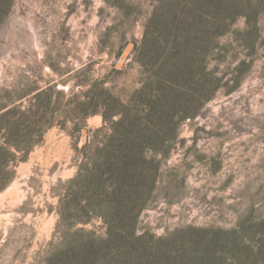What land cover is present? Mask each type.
Masks as SVG:
<instances>
[{
	"label": "rangeland",
	"instance_id": "374dc122",
	"mask_svg": "<svg viewBox=\"0 0 264 264\" xmlns=\"http://www.w3.org/2000/svg\"><path fill=\"white\" fill-rule=\"evenodd\" d=\"M163 1L0 0V109L48 83L81 99L97 79L131 99L150 74L137 59L145 31L166 30L148 25ZM243 1L248 12L223 28L188 86L195 115L176 123L177 114L165 130L171 138L146 151L160 163L136 235L148 247L189 253L187 264H201L202 247L205 262L264 264V4ZM199 8L208 19L209 8ZM103 124L98 113L79 131L71 121L65 130L55 125L15 166L0 192V264H47L63 236L73 238L69 221L55 229L59 198L78 170V149ZM85 227L106 236L103 218Z\"/></svg>",
	"mask_w": 264,
	"mask_h": 264
},
{
	"label": "trees",
	"instance_id": "16d2710c",
	"mask_svg": "<svg viewBox=\"0 0 264 264\" xmlns=\"http://www.w3.org/2000/svg\"><path fill=\"white\" fill-rule=\"evenodd\" d=\"M185 4L164 0L155 7L148 25L166 30L145 31L137 59L142 67H149L150 74L131 99L112 94L105 79H97L82 92L81 99L48 83L8 99L1 107L0 192L14 180L15 166L28 159L49 129L58 125L65 130L71 121L74 131H79L89 116L100 113L103 117L104 124L92 130L78 149V170L67 180L59 198L55 229L69 221L64 229H72L73 238L65 234L64 245L52 251L47 264H187L189 253L148 247L143 236L136 235L140 213L155 190L160 163L146 151H158L157 142L171 138L165 130H170L177 114L176 123L195 115L196 111L189 109L190 92L194 91L188 86L204 70L209 50L223 28L246 14L249 7L243 0L221 4L187 0ZM199 7L209 8L203 14L208 19L200 18ZM208 84L212 90L218 87L213 79ZM96 218L106 223L104 238L85 227ZM162 250H169L168 255ZM206 252L207 247L200 249L202 255ZM202 255L201 264H224L205 262Z\"/></svg>",
	"mask_w": 264,
	"mask_h": 264
}]
</instances>
